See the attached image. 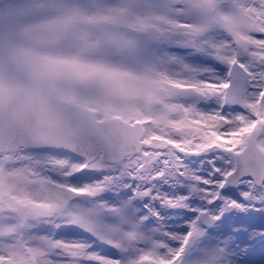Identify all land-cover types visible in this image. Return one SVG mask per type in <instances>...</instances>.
Listing matches in <instances>:
<instances>
[{
	"label": "snow or ice",
	"instance_id": "6c2138e0",
	"mask_svg": "<svg viewBox=\"0 0 264 264\" xmlns=\"http://www.w3.org/2000/svg\"><path fill=\"white\" fill-rule=\"evenodd\" d=\"M0 264H264V0H0Z\"/></svg>",
	"mask_w": 264,
	"mask_h": 264
}]
</instances>
